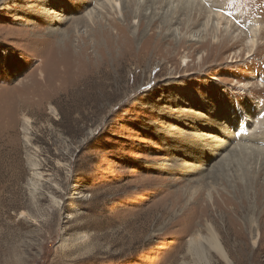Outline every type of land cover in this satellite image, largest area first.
I'll use <instances>...</instances> for the list:
<instances>
[{
  "label": "rangeland",
  "instance_id": "1",
  "mask_svg": "<svg viewBox=\"0 0 264 264\" xmlns=\"http://www.w3.org/2000/svg\"><path fill=\"white\" fill-rule=\"evenodd\" d=\"M97 1L0 0V264H264V0Z\"/></svg>",
  "mask_w": 264,
  "mask_h": 264
},
{
  "label": "bare ground",
  "instance_id": "2",
  "mask_svg": "<svg viewBox=\"0 0 264 264\" xmlns=\"http://www.w3.org/2000/svg\"><path fill=\"white\" fill-rule=\"evenodd\" d=\"M98 1H101V4H102V7L103 8H105L106 10H108L109 9V11L110 12H112V11H114V10H118V9H122V1L121 0H98ZM97 1V2H98ZM141 1V0H140ZM100 4V3H99ZM98 7V6H97ZM102 7H98L99 9L101 8L102 10H103V8ZM53 9V8H52ZM100 9V10H101ZM205 9V8H204ZM66 10V9H65ZM101 10V11H102ZM119 10V11H120ZM202 10V9H201ZM60 11V10H59ZM59 11H58V13H59ZM204 11V10H203ZM62 12V11H61ZM91 12L92 11H90L88 14H85L86 15V21L87 22H89L90 21V19L92 18V15H91ZM106 13H108V11H106ZM201 13V12H200ZM62 14V13H61ZM60 14V15H61ZM120 14V13H119ZM208 14V13H207ZM217 14V13H216ZM63 15V14H62ZM121 15V14H120ZM204 15V14H203ZM210 15V14H209ZM212 15V14H211ZM219 15V14H218ZM54 16H56V15H54ZM84 16V15H83ZM127 16V15H126ZM129 16V15H128ZM208 16V15H207ZM220 16H221V14H220ZM106 17V16H105ZM203 17V16H202ZM107 18V17H106ZM196 18V17H195ZM194 18V19H195ZM220 18V17H219ZM54 20V19H53ZM56 20V19H55ZM113 21V20H112ZM172 21V20H171ZM187 22V21H186ZM61 23H63V21H60V24ZM134 23H136V21L134 22ZM139 23V22H138ZM196 23V21L195 22H192V24H195ZM84 24V23H83ZM169 25V24H168ZM209 25H211V27L213 28V36H214V38L216 39V38H218L219 37V34L218 33H220L221 32V29H223L225 32H226V35H228L229 37H234L233 35H232V33L229 31V26L228 25H226V27H223L222 26V21H220V20H216V21H214V20H211V17H208L207 18V20L205 21V23H204V31L203 32H205L206 31V28L207 27H209ZM203 26V25H202ZM256 27V26H255ZM254 27V28H255ZM253 27H252V29H254ZM176 29V28H175ZM54 30V29H53ZM118 30L120 31V33L121 32H123V30H121V28H118ZM176 31V30H175ZM175 31H172L171 33H173L174 34V36H177V32H175ZM179 31V30H178ZM255 32V31H254ZM65 33V32H64ZM255 34H256V32H255ZM65 35V34H64ZM257 35V34H256ZM62 36V35H61ZM207 36V35H206ZM178 37V36H177ZM206 38V37H205ZM213 38V39H214ZM203 39V38H202ZM201 39V40H202ZM207 39V38H206ZM220 39V38H219ZM250 39V38H249ZM246 40H248L247 39V37H246ZM220 41V40H219ZM217 42V41H216ZM255 38H253L252 39V41H251V44H252V46H254L255 45ZM204 44V43H203ZM251 49V48H250ZM254 51H256V50H254ZM253 52V51H252ZM248 57V56H247ZM249 58V57H248ZM187 58H185V60H186ZM203 61H204V59H203ZM248 115V119H250L252 116L249 114V112L248 113H246V116ZM244 116V115H243ZM254 116V115H253ZM244 120V119H243ZM252 120V119H251ZM250 121V120H249ZM248 121V122H249ZM30 119L29 118H26V123H27V125H29L30 126ZM222 124V123H221ZM249 125V124H248ZM219 126V125H218ZM222 126V125H221ZM243 127V126H242ZM239 128V127H238ZM26 129H27V127H26ZM229 129V128H228ZM239 129H241V128H239ZM248 129V128H247ZM233 130H226L225 131V137L227 138V139H229V140H227L228 142L232 139L233 140V138L234 137H237V136H234V134H233V132H232ZM224 132V131H223ZM249 132V131H248ZM236 134V133H235ZM242 134V133H241ZM250 134V133H249ZM243 136V135H242ZM247 136L248 137H245L244 136V138H248V142L250 141L249 140V138L251 139L252 138V136H250V135H248L247 134ZM250 136V137H249ZM27 138V142H28V144H30V142H29V137L28 136H26ZM220 139V138H219ZM234 139H236V138H234ZM242 139V138H241ZM264 139V138H263ZM218 140V139H217ZM222 140H223V138H222ZM245 140V139H244ZM243 140V141H244ZM216 141V140H215ZM254 141V140H253ZM217 142V141H216ZM228 142H226L225 140L223 141V144L221 143L220 145H219V150L218 151H221L222 152V150H225V148L228 146ZM250 143V142H249ZM252 144V143H251ZM251 144H249L248 146H247V142H246V144H244V145H235L234 147H232L231 149H230V151H232V152H236V151H238V150H241V149H248V148H252V149H255V150H257V151H260V152H264V148L263 147H260V146H256L255 144V146L256 147H252L253 145H251ZM217 145V144H216ZM215 147V146H214ZM217 147V146H216ZM213 150H214V148H213ZM210 152V151H209ZM214 152V151H213ZM215 153V152H214ZM217 153V152H216ZM219 154V153H218ZM221 154V153H220ZM206 159V158H205ZM226 159H228L227 157H226ZM225 159V160H226ZM204 162V161H203ZM218 163V162H217ZM222 164V161L218 164V166L216 167L218 170H219V168H220V165ZM37 165V164H36ZM35 164L33 165V170H36L37 168V166H36ZM222 166V165H221ZM204 167V166H203ZM215 168V169H216ZM213 169V168H212ZM211 172V171H210ZM37 174V173H36ZM211 194V193H210ZM255 225V224H254ZM205 228H206V230H207V234L205 235H202V234H198V235H195V236H192L191 238H190V240H189V242H188V248H189V250L191 251V252H193V254L195 255V257H197V259L198 260H207L208 258H207V255L209 256V255H211L212 254V252H216L223 260H225V261H227V260H229V255H228V253H227V251L224 249V247H223V245H222V243H221V241H220V239H219V234L217 233V230H215V228H214V226L212 225V224H209V223H207L206 224V226H205ZM260 236V232L258 231L257 232V235H256V237H255V239H254V243H256L257 241H258V238H260L259 237Z\"/></svg>",
  "mask_w": 264,
  "mask_h": 264
}]
</instances>
